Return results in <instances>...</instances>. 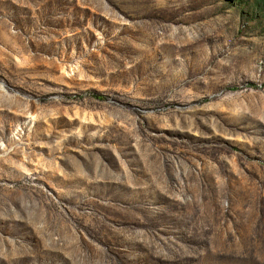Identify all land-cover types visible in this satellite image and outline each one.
<instances>
[{
    "label": "rangeland",
    "instance_id": "rangeland-1",
    "mask_svg": "<svg viewBox=\"0 0 264 264\" xmlns=\"http://www.w3.org/2000/svg\"><path fill=\"white\" fill-rule=\"evenodd\" d=\"M0 264H264V0H0Z\"/></svg>",
    "mask_w": 264,
    "mask_h": 264
}]
</instances>
